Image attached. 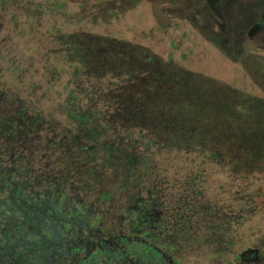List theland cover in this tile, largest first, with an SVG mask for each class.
<instances>
[{
	"label": "rangeland",
	"instance_id": "374dc122",
	"mask_svg": "<svg viewBox=\"0 0 264 264\" xmlns=\"http://www.w3.org/2000/svg\"><path fill=\"white\" fill-rule=\"evenodd\" d=\"M31 1L73 45L77 99L104 91L101 137L170 141L139 167V194L157 186L154 221L177 263L264 264V0ZM130 194L115 191L99 225Z\"/></svg>",
	"mask_w": 264,
	"mask_h": 264
},
{
	"label": "trees",
	"instance_id": "16d2710c",
	"mask_svg": "<svg viewBox=\"0 0 264 264\" xmlns=\"http://www.w3.org/2000/svg\"><path fill=\"white\" fill-rule=\"evenodd\" d=\"M33 3L0 0V264H178L154 221L157 186L144 188L148 199L139 194L146 182L139 167L153 168L147 157L170 141L101 137L104 91L77 99L73 45ZM127 189L123 215L99 225L114 192ZM145 202L147 210L137 209ZM178 218L176 231L187 216Z\"/></svg>",
	"mask_w": 264,
	"mask_h": 264
}]
</instances>
